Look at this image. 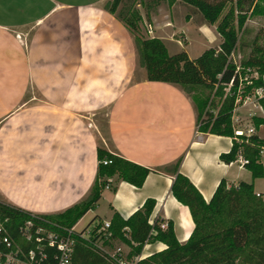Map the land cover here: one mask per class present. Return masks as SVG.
Returning a JSON list of instances; mask_svg holds the SVG:
<instances>
[{"label":"crops","instance_id":"crops-1","mask_svg":"<svg viewBox=\"0 0 264 264\" xmlns=\"http://www.w3.org/2000/svg\"><path fill=\"white\" fill-rule=\"evenodd\" d=\"M108 1L0 0V202L31 215L78 204L89 194L101 148L150 172L140 188L108 178L82 217L102 223L116 213L126 220L152 199L148 224L169 222L182 244L193 223L170 194L168 169L178 162L204 202L220 180L236 186L249 183L250 174L241 157L219 161L230 139L197 131L194 105L180 86L145 78L133 35L107 11ZM160 34L154 37L168 40ZM243 108L246 116L237 112ZM232 116L236 128L263 113L249 97ZM261 129L254 134L264 140ZM259 180L253 193L264 196ZM164 248L145 244L140 254Z\"/></svg>","mask_w":264,"mask_h":264},{"label":"trees","instance_id":"trees-1","mask_svg":"<svg viewBox=\"0 0 264 264\" xmlns=\"http://www.w3.org/2000/svg\"><path fill=\"white\" fill-rule=\"evenodd\" d=\"M126 1L109 0L105 7L133 35L145 78L180 86L194 105L197 131L230 139V148L218 156L219 161L229 164L241 157L246 161L242 165L251 181L226 187L220 180L208 202H204L178 172L176 162L168 169L173 176L169 191L189 211L193 229L188 239L178 243L169 222L164 229L159 228L157 220L148 224L154 202L146 199L126 220L112 214L108 222L109 240L127 247L128 256L139 255L145 244L158 242L165 246L138 264H264V199L255 196L252 186V181L263 177L259 151L264 140L255 134L235 136L230 121L236 105L264 85V48L257 44V35L250 41L253 53L241 57L237 63L232 58L234 52L248 45L243 38L245 20L264 17V0H179L198 12L206 23L214 25L219 36L215 47L205 48L193 58L184 50L168 53L164 42L157 37L140 36L141 15L133 6L141 4V0H133L130 5L124 4ZM166 1L172 4L176 0ZM251 69L256 75L250 74ZM255 100L263 116L250 118L254 130L264 126V94ZM95 156V178L88 196L61 213L31 215L0 202V217L7 219L6 227L15 241H20L17 227L27 220L35 227L52 232H56V227L70 229L96 205L108 178L116 175L119 180L140 188L150 172L101 148H96ZM102 161L109 163L102 164ZM100 226L101 222L93 217L87 224V228L91 227L88 239L73 232L69 264H115L94 246L98 237L95 231ZM124 227L128 232H122ZM30 247L29 244L21 246L23 251ZM42 251L47 259L40 264H55L51 258L54 249L45 247Z\"/></svg>","mask_w":264,"mask_h":264},{"label":"rangeland","instance_id":"rangeland-1","mask_svg":"<svg viewBox=\"0 0 264 264\" xmlns=\"http://www.w3.org/2000/svg\"><path fill=\"white\" fill-rule=\"evenodd\" d=\"M132 2L133 0H127L124 4L130 5ZM133 8L141 15L138 34L143 37L149 35L157 36L160 33L165 34L164 36L168 40H164V45L169 53L184 50L189 58H193L203 49L215 47L218 44L219 37L215 32L214 26L206 23L198 12L179 0L174 1L172 4H168L166 0H141V4L134 5ZM154 22L156 26H154ZM147 23L151 25L152 31L150 34L145 33V25ZM244 26L246 32L243 34V38L248 45L234 52L232 58L236 63L241 57L253 53L251 51L252 45L250 44L253 36L257 35V44L264 48V17H248L244 22ZM168 32L170 33L168 34ZM250 74L256 75L252 69ZM250 97L255 100L253 94ZM237 112L240 116L247 115L246 108L240 109ZM260 134L264 137V129L260 130ZM261 163L264 168V157ZM256 190L264 193V175L262 179L256 182ZM259 197L264 199V196L259 195ZM91 218L90 214L82 217L74 226V230L80 234L87 233L88 228L90 230L92 227L87 228V224ZM45 231L52 232L48 229ZM45 231L41 233L46 234ZM96 244L108 253L114 252L116 248H121V254L126 256V259L132 257L127 255L129 254L128 248L117 241L98 240ZM18 245L23 246L24 242L22 243L20 240L18 241Z\"/></svg>","mask_w":264,"mask_h":264},{"label":"built area","instance_id":"built-area-1","mask_svg":"<svg viewBox=\"0 0 264 264\" xmlns=\"http://www.w3.org/2000/svg\"><path fill=\"white\" fill-rule=\"evenodd\" d=\"M145 32L151 33V25H145ZM264 94V85L262 87H258L253 91L254 97H260ZM250 96H245L243 100L248 99ZM242 100V101H243ZM236 118L231 116V126L233 128V133L235 136H250L254 134V129L252 126L245 127H234V122H236ZM264 155V146L259 151V156ZM109 161H102V164H107ZM240 163H246L242 158L240 159ZM256 197H259L258 194H255ZM7 219L0 217V264H40L44 262L47 257L42 249L52 248L54 249V254H52L51 258L54 260L55 264H69L70 258L72 254L73 248V239L72 235L74 233H78L74 231L72 228L65 229L61 227H56V232H46L42 227H35L31 220L25 221L22 225L17 227V235L19 240L24 242V244H29L31 247L26 251H23L21 246L18 245V242L15 241L7 227H6ZM166 224L164 222L159 223V228L164 229ZM109 223L102 222L101 226L95 231V234L98 236L97 240L110 241L108 232ZM45 231L46 234L41 232ZM89 228L87 233L78 234L82 239H88L89 236ZM122 232H128V229L124 227ZM125 238L126 235H124ZM94 244L96 248L102 251L112 262L115 264H138L143 258L141 254L134 255L129 259H126V256L121 254V248H116L114 252L108 253L105 252L102 248ZM145 246V245H144ZM143 246V247H144Z\"/></svg>","mask_w":264,"mask_h":264}]
</instances>
